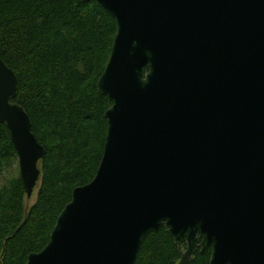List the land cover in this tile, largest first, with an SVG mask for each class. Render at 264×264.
Listing matches in <instances>:
<instances>
[{"label": "water", "instance_id": "95a60500", "mask_svg": "<svg viewBox=\"0 0 264 264\" xmlns=\"http://www.w3.org/2000/svg\"><path fill=\"white\" fill-rule=\"evenodd\" d=\"M81 1L118 25L97 83L104 154L27 264H136L162 228L178 264H264V0ZM17 89L0 53V125L30 201L46 150Z\"/></svg>", "mask_w": 264, "mask_h": 264}, {"label": "trees", "instance_id": "16d2710c", "mask_svg": "<svg viewBox=\"0 0 264 264\" xmlns=\"http://www.w3.org/2000/svg\"><path fill=\"white\" fill-rule=\"evenodd\" d=\"M117 31L114 16L97 2L0 0L1 58L18 78L12 102L28 113L46 150L37 200L27 209L18 155L0 125V176L8 173L0 184V264H27L43 251L73 191L95 178L113 105L97 83ZM182 254L162 228L146 237L136 264H178ZM210 259L211 250H198L189 264Z\"/></svg>", "mask_w": 264, "mask_h": 264}, {"label": "rangeland", "instance_id": "374dc122", "mask_svg": "<svg viewBox=\"0 0 264 264\" xmlns=\"http://www.w3.org/2000/svg\"><path fill=\"white\" fill-rule=\"evenodd\" d=\"M19 170H20V167H19ZM15 171H17V170L15 169ZM9 173L10 174L11 173L14 174V170H11V172H9ZM7 175H8V173H4L2 176H0V184L3 183V181H4V179H5V177ZM36 200H37V192L35 193V195L33 196V198L30 201H26V207H27V209L30 208V207H32L36 203ZM183 250H185V249H183Z\"/></svg>", "mask_w": 264, "mask_h": 264}]
</instances>
